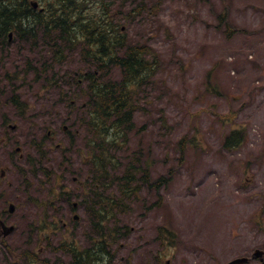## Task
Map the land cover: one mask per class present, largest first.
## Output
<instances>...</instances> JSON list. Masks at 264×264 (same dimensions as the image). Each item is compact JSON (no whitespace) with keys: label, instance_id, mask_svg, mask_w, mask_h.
<instances>
[{"label":"rangeland","instance_id":"1","mask_svg":"<svg viewBox=\"0 0 264 264\" xmlns=\"http://www.w3.org/2000/svg\"><path fill=\"white\" fill-rule=\"evenodd\" d=\"M109 1L124 33L159 63L136 90L133 127L102 143L113 160L107 176L96 179L90 163L100 153L91 107L60 89L63 75L93 72L78 49L53 64L40 28L34 43L13 34L0 48V215L15 228L0 237V264H73L61 247L73 239L89 261L113 256L105 264H224L264 250V0ZM43 68L59 85L42 87ZM119 77L117 68L105 75ZM231 131L242 140L227 148ZM109 197L117 204L97 226L94 211L105 213ZM70 202L78 207L68 211Z\"/></svg>","mask_w":264,"mask_h":264},{"label":"trees","instance_id":"2","mask_svg":"<svg viewBox=\"0 0 264 264\" xmlns=\"http://www.w3.org/2000/svg\"><path fill=\"white\" fill-rule=\"evenodd\" d=\"M116 14L118 12L109 0H44L43 10L34 9L30 0H0V48L8 43L9 32L22 41L34 43L39 39L36 29L40 28L46 49L52 55L53 60L50 62L61 63L66 57L63 49L76 47L81 67L84 66L87 71L89 68L93 69L91 74L85 73L86 75L65 74L62 76L64 82L60 85H69L70 90L66 91L71 96L69 102L85 99V105L91 107L87 111L88 124L96 132V136L90 142L95 143L94 149L100 151L90 162L99 167L100 173L96 179L101 178L104 173L107 176L106 167L112 160L108 145L103 146L102 143L109 141L113 145L118 140L117 137L126 136L125 132L133 127L132 119L138 107L134 99L136 90L152 76L159 63L148 45L136 44L130 40L121 25L115 21ZM112 68L119 70L118 79L105 78ZM51 69L53 68L41 69L40 72L46 73L47 79L44 81L47 84L42 87L59 85V79L56 80L58 72H51ZM34 72V78L40 79L41 73L36 69ZM5 75L12 80L10 74ZM64 85L60 86L61 91ZM9 100L19 110L25 109V103L18 100V94L13 93ZM239 135V131H231L224 140V146L230 148L238 145L242 140ZM131 168L130 164L125 170ZM121 178L124 180L122 191H128V181L132 182V176L124 175ZM107 201L109 203L106 204L105 213L102 207L94 211L99 216L98 221H95L97 226L102 220H106L105 217L111 214L112 206L117 204L110 197ZM71 251L75 264H82L83 258L88 261L91 259V255L78 253L74 248ZM88 264L93 262L89 261Z\"/></svg>","mask_w":264,"mask_h":264},{"label":"water","instance_id":"3","mask_svg":"<svg viewBox=\"0 0 264 264\" xmlns=\"http://www.w3.org/2000/svg\"><path fill=\"white\" fill-rule=\"evenodd\" d=\"M10 211H12V207H10ZM7 230H6V232L5 233H7L8 231H10L11 229H12V227H9V228H6ZM261 252L260 251H258V250H256L255 251V253H254V256L256 257V256H261ZM247 261V259L246 258H236V259H234V260H231L230 262H228V263H226V264H241V263H244V262H246Z\"/></svg>","mask_w":264,"mask_h":264},{"label":"flooded vegetation","instance_id":"4","mask_svg":"<svg viewBox=\"0 0 264 264\" xmlns=\"http://www.w3.org/2000/svg\"><path fill=\"white\" fill-rule=\"evenodd\" d=\"M66 204H68V203H66ZM68 206H69L68 211H71V210H74L75 208L78 207V203H77L76 205H73V203L70 202V203L68 204ZM65 213H66V212H65ZM62 215H66V214H62ZM77 217H78V216H77ZM77 217L73 215V218H72L73 221L77 220ZM64 225L66 226V224H64ZM73 229H74V227H73ZM72 235H74V234H72Z\"/></svg>","mask_w":264,"mask_h":264},{"label":"bare ground","instance_id":"5","mask_svg":"<svg viewBox=\"0 0 264 264\" xmlns=\"http://www.w3.org/2000/svg\"><path fill=\"white\" fill-rule=\"evenodd\" d=\"M78 10V9H77ZM60 14V13H59ZM34 21V20H33ZM62 22V21H61ZM28 28H30V27H28ZM27 30V29H26ZM27 32V31H26ZM103 34V33H102ZM101 38V37H100ZM73 40V39H72ZM85 49V48H84Z\"/></svg>","mask_w":264,"mask_h":264}]
</instances>
